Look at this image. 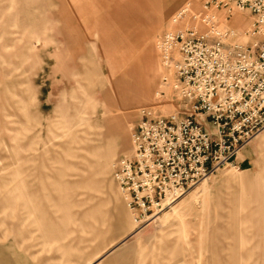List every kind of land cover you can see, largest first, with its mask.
I'll return each instance as SVG.
<instances>
[{"label":"rangeland","instance_id":"obj_1","mask_svg":"<svg viewBox=\"0 0 264 264\" xmlns=\"http://www.w3.org/2000/svg\"><path fill=\"white\" fill-rule=\"evenodd\" d=\"M192 1L127 0L120 11L118 0H0V200H15L0 207V246H30L26 207L35 194L51 219L48 251L32 235L31 264H264V130L237 168L219 170L143 227L113 178L132 156L141 110L159 101L157 45ZM252 22L235 12L221 28L246 46ZM146 53L154 76L137 104L128 96ZM85 176L95 189L75 188L78 203L55 213L46 191Z\"/></svg>","mask_w":264,"mask_h":264},{"label":"built area","instance_id":"obj_2","mask_svg":"<svg viewBox=\"0 0 264 264\" xmlns=\"http://www.w3.org/2000/svg\"><path fill=\"white\" fill-rule=\"evenodd\" d=\"M235 12L252 17L246 46L221 28ZM170 25L157 45L159 101L141 110L132 156L113 176L141 227L219 170L237 168L264 130V0H193Z\"/></svg>","mask_w":264,"mask_h":264},{"label":"crops","instance_id":"obj_3","mask_svg":"<svg viewBox=\"0 0 264 264\" xmlns=\"http://www.w3.org/2000/svg\"><path fill=\"white\" fill-rule=\"evenodd\" d=\"M127 4H128L127 0H118V3L114 5V10H116L117 8L120 11H123L124 9L126 10ZM141 62L143 63L144 70L141 76H139L140 78L138 82L135 83L132 93L130 94V96H128V97H133L132 99H134V102H136L137 104L144 101L146 97L148 96L149 91H150V85L152 83V77L154 76V65H153L152 56L149 53L144 54L141 58ZM120 88H122V86L116 85L117 90H119ZM129 99L130 98H128V100ZM126 101L124 99V102ZM114 121L119 122L121 121V119H117ZM92 156H93V160L95 164L97 165H99L98 163L100 159L104 158V154L102 150L100 149L93 150ZM241 161L239 159V162ZM239 162L237 161L238 164ZM60 175L62 177L65 176L64 173H61ZM63 183L64 182L61 180L59 183V188H57L51 194H49V192L46 191V194L43 196V198L47 202L53 203L52 205H54V207L56 206L54 212L57 213L58 215L64 214V212L67 213V211L69 212L68 210L69 207L68 209H66V207H64L63 205H68V204L73 205L75 203H78V200H71L77 194L75 192L76 189H82L83 187L84 189H87V190L95 189L93 180H91L89 177H86V176L82 184L77 183V184L67 185ZM36 198H37L36 195L32 194L29 198V202L31 203V205L26 207L28 211L26 220L27 222H29L28 224L30 227L29 236H28L29 242L31 243L30 246H28L24 250H20L21 248L18 246L16 242L6 243L5 245L0 246V264H31L28 261L32 260L31 259L32 255L30 254V252L32 251L33 246H34L33 243L31 242L33 234L40 235L42 239L44 237V241L42 240L41 242V250H43L45 247L44 250L48 251V248H49L48 236L50 235L49 234V220L51 219L49 212H48L49 207L43 206L41 204L35 205V202L37 201ZM88 198H89L88 200L89 202L91 200V197H88ZM8 204L15 205V200L12 195H9L3 198L2 200H0V207L1 206L4 207ZM4 223L5 221L3 219H0V226L4 225ZM15 246H18L19 251L22 252V255L20 253H17L16 248H14ZM43 262H45V259H43L42 257L41 264H45ZM73 263L75 264L74 261Z\"/></svg>","mask_w":264,"mask_h":264}]
</instances>
